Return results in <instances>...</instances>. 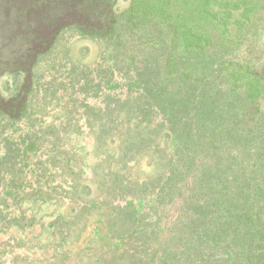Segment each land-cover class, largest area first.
I'll return each instance as SVG.
<instances>
[{
    "label": "trees",
    "instance_id": "trees-1",
    "mask_svg": "<svg viewBox=\"0 0 264 264\" xmlns=\"http://www.w3.org/2000/svg\"><path fill=\"white\" fill-rule=\"evenodd\" d=\"M51 1L0 0L6 18L9 6L25 15L12 49L0 48V76L30 84L40 58L73 30L109 43L136 92L118 103L129 134L112 153L122 162L103 183L90 256L264 264V0H131L121 13L118 0ZM161 139L143 178L138 152Z\"/></svg>",
    "mask_w": 264,
    "mask_h": 264
},
{
    "label": "rangeland",
    "instance_id": "rangeland-1",
    "mask_svg": "<svg viewBox=\"0 0 264 264\" xmlns=\"http://www.w3.org/2000/svg\"><path fill=\"white\" fill-rule=\"evenodd\" d=\"M130 4L118 0L116 12ZM3 8L0 48L8 52L25 15L9 6L6 18ZM257 42L264 49V31ZM113 52L107 42L67 30L40 58L30 84L23 85V74L0 76V264H104L102 256H90V242L97 238L103 183L122 162L112 157L127 134L118 103L136 93ZM161 121L154 116L155 126ZM155 142L145 141L138 152L143 178L155 169L154 145L164 147V139Z\"/></svg>",
    "mask_w": 264,
    "mask_h": 264
}]
</instances>
